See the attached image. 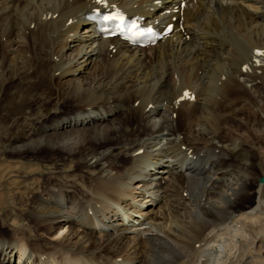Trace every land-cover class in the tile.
Instances as JSON below:
<instances>
[{
  "label": "bare ground",
  "instance_id": "bare-ground-1",
  "mask_svg": "<svg viewBox=\"0 0 264 264\" xmlns=\"http://www.w3.org/2000/svg\"><path fill=\"white\" fill-rule=\"evenodd\" d=\"M112 10L172 34L145 49L106 39L85 16ZM0 16V154L31 141L0 162V264H264V101L240 82L264 90V0H0ZM117 108L103 140L35 141L67 112ZM102 222L113 232L97 240Z\"/></svg>",
  "mask_w": 264,
  "mask_h": 264
},
{
  "label": "rangeland",
  "instance_id": "rangeland-1",
  "mask_svg": "<svg viewBox=\"0 0 264 264\" xmlns=\"http://www.w3.org/2000/svg\"><path fill=\"white\" fill-rule=\"evenodd\" d=\"M38 2H40V0H35V4H37ZM165 3H166V5H165ZM20 4H21V7H22L23 2H20ZM158 4L159 5L160 4H163V5H161V7H163V8H161L163 10V12L161 10V12H162L161 15H159V14L154 15L153 18H155L156 21H159L163 17V15H167L168 14V10L170 8L169 3H167V2H158L157 3V8L160 9V7H158ZM172 7H174V5ZM159 9H158V11H159ZM164 9H166V10H164ZM22 17H25V16H22ZM1 19L2 18L0 16V23L5 24L6 23L5 20H2L1 21ZM180 25H181V23H180ZM180 25H179V27L178 26L176 27L177 28L176 31L183 32V30H184L183 29V26L182 25L180 26ZM62 30L65 31L66 28H63ZM81 30H83V29H81ZM71 38H73V37L71 36ZM111 49L112 48L109 47V50H111ZM75 50H76V46H73L72 43L69 44L63 50V55H62L63 57H62V59L65 60L66 62L67 61H71V58L76 54V51ZM113 50H112V53H113ZM27 55L28 54H26V56ZM108 55L109 54L107 53V56ZM24 57L22 59L23 60L25 59V61H26L28 58L26 59ZM144 60H145V63L148 66L151 65L150 59L145 58ZM168 63L171 64L170 61H168ZM86 68L87 69H85L83 71V73H81V76H80V79L82 81L83 87L85 89L96 87L97 84H95V82H92L93 81L92 79H93L94 75L97 76V74H99V72L97 71V68H95V66L92 65V64H90V65L88 64ZM69 79L70 78H66V79L62 80V82L64 83V87L65 88L68 85V81H70ZM138 81H140V80H138ZM72 82H73V80H71V84H72ZM240 82H242L244 84L245 88H247V90H249L250 92H252V94L254 93L253 95L255 97L257 96L256 97V102H257L258 106H261V104L264 101V90L260 86H258L255 89L254 87H252V84L250 82H247L244 78H240ZM55 89H56V87H55ZM216 93H218V91ZM217 96H219V93H218ZM164 105H165V103H164ZM76 106H77V103L71 104V107H73V108H77ZM51 111H54V109H51ZM124 111H125L124 108H117V109L111 111L110 113H108V115H106V113L102 112L101 110L86 112L87 114L84 113V112H81V111H80L81 114H79L78 112L77 113L75 112L76 115L74 113L67 112L65 115H62L63 117H61V118H59L57 120V123L55 125L48 126V127L44 128L43 132L40 134L39 137L36 138L35 141L39 142L41 145L47 144V145L52 146L54 148L55 147H58V146H63L64 143H61V142H58V141L55 140L56 139L55 136L57 134H61V133L65 135V140H68V143L69 144H71L74 141H76V139H78L79 136L81 138L83 137L84 139H90V140H92V139L95 140L94 137L96 136L97 139L103 140V139H105V137H107V134L110 131H118L121 128V126H120V123H121L120 120H121V117L124 116ZM69 115H70L71 118L69 117ZM106 116H108V117H106ZM159 118L157 117L156 119L150 120V123L151 124L159 125L160 122H161V118L160 119ZM174 118H175V115L173 114L172 119H174ZM224 120H226V119L224 118L223 121ZM64 121H65V123H64ZM75 121H77V122H75ZM74 122L77 123V125L75 124L73 126V123ZM79 123H81V125ZM196 129H199V128H196ZM147 137L149 138V136H146V137L143 136L141 138V141H143ZM30 142L31 141H27V142H23V143H20V144L11 146V147H8V146L5 147L4 150H3V153L0 154V162L4 159V157H5L4 154H6V152H8L10 150H14V149L21 150L23 145L29 144ZM214 143L216 144L217 141H215ZM105 150H107V149H100V150H98V153H94V152H91V151L84 152L80 156V161L86 162L88 165H91L92 163H94L96 161V159L97 160H100L101 159V156H102L101 153L102 152H105ZM29 157L35 158L34 160H36V161L29 162V166H33V165L38 166V167H40L41 171L46 172V173L53 172V169H51V165H49V162H47L46 159H43L42 158L43 155L40 157V155L39 156H36V155H34V153H31V155ZM3 161H5V160H3ZM102 162L103 161H101V163ZM34 163H36V164H34ZM68 164L69 163H63V164L61 163V166L62 165L63 166H66ZM150 164L152 166L149 165L148 166L149 168L147 167L148 171H147V169H145V173H148L150 171V169H152V167L155 166V164H152V163H150ZM173 168H176V166H173ZM21 177L22 178H25V175L24 174L23 175L21 174ZM35 177H39V176L37 175ZM261 177H264V176L258 177L257 178V181L258 182H259V179ZM161 183H162V185L165 186V181H162ZM142 198H143V196L137 198V200H140V199L142 200ZM22 200L25 201V199L22 198V197H17L16 200H15V202H16L17 205L19 203V208H20V202H22ZM141 200H140V202L142 203ZM142 205H144V204L142 203ZM159 206L162 207V204L161 205L159 204ZM1 210L4 211V208L1 209ZM20 210H21V208L18 211L19 216L23 215V213H24V211L22 213V211H20ZM0 212H2V211H0ZM120 213L123 214V212H120ZM104 222L106 223V220ZM104 222L100 223V225L97 226L96 231L94 232V236H95V238L97 240L104 239L107 235H110L113 232V230H108V229H104L103 228ZM140 231L142 233L144 231V227H134V228H132L128 232V236L134 237L137 234L139 235L140 234ZM65 233L66 232H63V234H65ZM85 239H86V237H84V238H78V239H75L74 241H76V242H84ZM126 241H128V239ZM116 261L118 263H120V264H126V263L127 264H130V262H128L126 260H123L122 261L121 258H117ZM100 262H101V260H100ZM15 263H17V259H15Z\"/></svg>",
  "mask_w": 264,
  "mask_h": 264
},
{
  "label": "snow or ice",
  "instance_id": "snow-or-ice-1",
  "mask_svg": "<svg viewBox=\"0 0 264 264\" xmlns=\"http://www.w3.org/2000/svg\"><path fill=\"white\" fill-rule=\"evenodd\" d=\"M101 19L103 21H121V22L123 20L122 17H117V16H103V17H101ZM149 31H151V30H149ZM259 55L264 56V53H259ZM185 95H187V93Z\"/></svg>",
  "mask_w": 264,
  "mask_h": 264
},
{
  "label": "water",
  "instance_id": "water-1",
  "mask_svg": "<svg viewBox=\"0 0 264 264\" xmlns=\"http://www.w3.org/2000/svg\"><path fill=\"white\" fill-rule=\"evenodd\" d=\"M260 182H263L264 181V177H262V178H260V180H259Z\"/></svg>",
  "mask_w": 264,
  "mask_h": 264
}]
</instances>
